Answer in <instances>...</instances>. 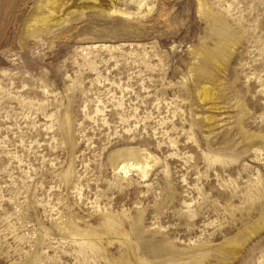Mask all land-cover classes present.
<instances>
[{
  "label": "rangeland",
  "instance_id": "374dc122",
  "mask_svg": "<svg viewBox=\"0 0 264 264\" xmlns=\"http://www.w3.org/2000/svg\"><path fill=\"white\" fill-rule=\"evenodd\" d=\"M44 5L0 0V264H264V0Z\"/></svg>",
  "mask_w": 264,
  "mask_h": 264
},
{
  "label": "bare ground",
  "instance_id": "6f19581e",
  "mask_svg": "<svg viewBox=\"0 0 264 264\" xmlns=\"http://www.w3.org/2000/svg\"><path fill=\"white\" fill-rule=\"evenodd\" d=\"M114 3H115V0H45L44 7L48 10L49 15H44L43 13H42L43 15L40 14L39 16L36 17V20L34 21L33 25L37 27L39 25H46V24L51 23V22H56L55 17H57V16L61 17V19L59 20V21H61L63 18L68 17L71 13L80 14L86 9H97L98 11L100 10L103 12L104 11H106V12L107 11H113ZM57 23H58V21H57ZM215 62H217V61L215 60ZM200 73H201V75H200L201 78H206V76H207L206 70L203 69V70H201ZM205 88H207V87H205ZM200 97L203 101H207L211 97L210 92L206 89V90L202 91V93L200 94ZM210 119H211L210 117H206L207 121H209ZM128 156H129L130 161L131 160L134 161V164L136 165L135 167L142 169V164L139 163L141 161H140L138 156H136L133 153L128 154ZM120 157H121V155L111 157V162L116 164L117 161H120V159H119ZM141 158H143V157H141ZM129 159L126 158V160H129ZM126 165H127V163H126ZM132 166H133V164H132ZM143 168H144V166H143Z\"/></svg>",
  "mask_w": 264,
  "mask_h": 264
}]
</instances>
